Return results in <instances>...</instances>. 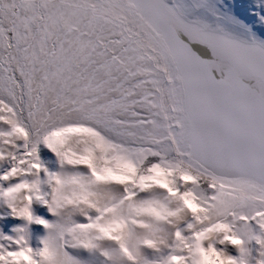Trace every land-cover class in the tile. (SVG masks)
Here are the masks:
<instances>
[{"label":"snow or ice","instance_id":"obj_1","mask_svg":"<svg viewBox=\"0 0 264 264\" xmlns=\"http://www.w3.org/2000/svg\"><path fill=\"white\" fill-rule=\"evenodd\" d=\"M0 264H264V0H0Z\"/></svg>","mask_w":264,"mask_h":264}]
</instances>
